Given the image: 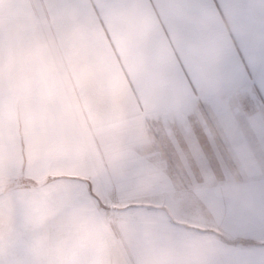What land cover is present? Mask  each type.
I'll list each match as a JSON object with an SVG mask.
<instances>
[{"label": "crops", "instance_id": "crops-1", "mask_svg": "<svg viewBox=\"0 0 264 264\" xmlns=\"http://www.w3.org/2000/svg\"><path fill=\"white\" fill-rule=\"evenodd\" d=\"M0 20L28 27L0 77V264H264V105L232 71L239 49L264 73V0H0ZM147 119L166 140L116 162L151 188L115 191L96 140Z\"/></svg>", "mask_w": 264, "mask_h": 264}, {"label": "rangeland", "instance_id": "rangeland-1", "mask_svg": "<svg viewBox=\"0 0 264 264\" xmlns=\"http://www.w3.org/2000/svg\"><path fill=\"white\" fill-rule=\"evenodd\" d=\"M37 11V7H36ZM25 26L23 27L22 24ZM21 24V25H20ZM16 26L20 28V30H28V27L22 21H8V20H0V77L7 76V53L6 49L13 44H23V38L21 37L23 34L21 33L19 37L14 38ZM6 102H0V110H5ZM156 128L154 129V125L150 122L149 119L147 121H127L112 125L108 133L104 135V139L100 138V140H96V143H101L103 140L105 143L110 144L109 147V157L111 158L112 167H110V178L113 180L112 184H114L115 191L117 189L123 190L122 192H128L129 190L142 189L147 190L151 188V182L149 181H141V182H133L130 181L132 175H135L133 171L135 167L133 165H128L123 168V166H118V162H122V165L125 162L134 163V158L136 159V153L140 152L135 149V147H142V143H145L147 147L149 145L157 146L158 143H162L165 139V136L160 133H156ZM136 144V145H134ZM102 150V149H101ZM160 152L161 154L166 155L165 150H152L151 148L147 150V152ZM147 152L144 153L145 157L143 158V163L145 166L142 168L143 170L146 168L150 170V158L147 155ZM102 153V152H101ZM140 158V157H139ZM114 159V160H113ZM139 163V159H138ZM133 166V167H132ZM101 168V167H100ZM106 169V167H105ZM142 170V171H143ZM99 173L101 170H98ZM138 173V171H137ZM144 174V173H142ZM167 183L165 181L158 182V186L165 187ZM170 184V183H169ZM102 185V184H101ZM103 187V186H102ZM121 188V189H120ZM138 200V199H136ZM149 200V199H144ZM114 205H111V209ZM113 213V210H112ZM112 213L108 215H112Z\"/></svg>", "mask_w": 264, "mask_h": 264}, {"label": "snow or ice", "instance_id": "snow-or-ice-1", "mask_svg": "<svg viewBox=\"0 0 264 264\" xmlns=\"http://www.w3.org/2000/svg\"><path fill=\"white\" fill-rule=\"evenodd\" d=\"M237 56L239 57V66L235 62L232 66L235 80L240 87L250 89L256 98L260 100L261 105H264V73H261L259 81L253 79L250 74L251 66L245 62L244 56L239 49H237ZM240 66H242V70Z\"/></svg>", "mask_w": 264, "mask_h": 264}, {"label": "trees", "instance_id": "trees-1", "mask_svg": "<svg viewBox=\"0 0 264 264\" xmlns=\"http://www.w3.org/2000/svg\"><path fill=\"white\" fill-rule=\"evenodd\" d=\"M228 243H238V242H242V243H253V241H248V240H244V239H240V238H237V239H230V240H227Z\"/></svg>", "mask_w": 264, "mask_h": 264}]
</instances>
